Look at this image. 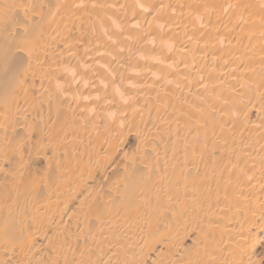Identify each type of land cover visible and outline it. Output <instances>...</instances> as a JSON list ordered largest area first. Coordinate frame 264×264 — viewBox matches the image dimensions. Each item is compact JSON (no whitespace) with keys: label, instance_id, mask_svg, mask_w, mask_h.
<instances>
[{"label":"bare ground","instance_id":"obj_1","mask_svg":"<svg viewBox=\"0 0 264 264\" xmlns=\"http://www.w3.org/2000/svg\"><path fill=\"white\" fill-rule=\"evenodd\" d=\"M0 264H264V0H0Z\"/></svg>","mask_w":264,"mask_h":264}]
</instances>
